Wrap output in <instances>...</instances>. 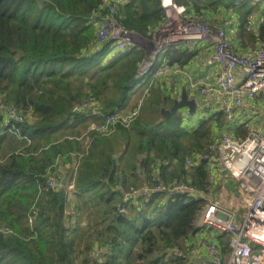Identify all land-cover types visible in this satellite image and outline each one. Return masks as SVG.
<instances>
[{"label":"trees","instance_id":"trees-1","mask_svg":"<svg viewBox=\"0 0 264 264\" xmlns=\"http://www.w3.org/2000/svg\"><path fill=\"white\" fill-rule=\"evenodd\" d=\"M175 2L224 33L206 17L213 4L231 9L248 31L245 0ZM105 19L149 40L163 10L160 0H0V264H195L186 242L204 200L193 193L205 191L200 156L223 113L206 108L191 126L164 114L172 98L150 77L162 65L141 46L99 41ZM258 34L253 49H264ZM186 48L166 49V65L187 64Z\"/></svg>","mask_w":264,"mask_h":264},{"label":"built area","instance_id":"built-area-1","mask_svg":"<svg viewBox=\"0 0 264 264\" xmlns=\"http://www.w3.org/2000/svg\"><path fill=\"white\" fill-rule=\"evenodd\" d=\"M113 1L122 5L126 0ZM160 6L163 20L149 39L153 46V52H150L152 61L164 54L166 49L192 47L198 42L210 43L213 46V62L220 71L211 82L202 85L198 90L199 97L220 92L239 106L243 98L252 100L259 94L264 96V49L238 56L220 28H212L194 18L175 0H160ZM98 35L99 41L112 42L111 46L120 52H125L134 44V34L120 28L111 19H105L99 25ZM150 65L144 63L142 72L148 73ZM161 73L162 70L157 69L150 77ZM231 106L222 108L227 120L233 116ZM2 108L0 102V111ZM5 117L21 121L12 109H8ZM110 119L113 118L109 117L107 122ZM124 123L127 124V121ZM244 124L249 128L244 138L223 134L209 144L208 151L200 156L201 160L218 163L237 186L235 205L222 208L218 202H211L197 222V227L208 228L228 238L227 261L218 255L215 245L208 246L209 260L213 264H264V123L260 128L253 127L255 124L252 121ZM156 190L163 188L159 186ZM173 190L193 192L184 185L175 186Z\"/></svg>","mask_w":264,"mask_h":264},{"label":"crops","instance_id":"crops-1","mask_svg":"<svg viewBox=\"0 0 264 264\" xmlns=\"http://www.w3.org/2000/svg\"><path fill=\"white\" fill-rule=\"evenodd\" d=\"M264 1L260 3L262 5L261 12L256 14L249 19L248 31H251L253 35L247 33L248 31H243L239 27L238 16H236L233 10L229 9L224 11H229L231 15H226L219 13L220 17L213 16L212 13L206 18L208 19H220L221 25L226 30L227 38L229 39L232 47L239 53L243 54L245 52H250L253 49L258 40L259 27H264ZM223 9V7H222ZM218 10V9H217ZM232 15L234 16L232 19ZM145 40V39H144ZM188 53L191 55L189 61L185 65H173L167 66V58L164 54L157 58L158 63L162 66V73L158 75L156 79L163 82L164 93L170 94L171 98H176L180 95L182 89L186 90V94L190 98H196L197 100V111L196 118L204 115L206 108L210 112L220 111L223 113V126L219 129L216 121L212 122L213 127V137L220 138L223 134H230L231 136L242 138L239 136V131L237 128L243 126L247 121H252L255 124L253 127L260 128L264 123V96L259 94L252 100L243 98L239 106H235L233 99L228 98L221 94L220 92H215L209 96H198V90L203 84L211 82V80L219 73L220 69L216 63L213 62V46L210 43L198 42L192 47L186 48ZM166 58V59H165ZM164 60V63L162 62ZM164 71V72H163ZM155 79V80H156ZM225 105H232V118L227 120L225 113L222 108ZM182 114H187L186 111H182ZM190 115H185V121L183 125H194L195 119L194 115L188 118ZM237 133V134H236ZM245 134V133H244ZM201 160V159H200ZM204 161V160H202ZM207 163L205 169L206 178L205 191L204 193L196 192L193 193L195 196H199L204 200V207L198 213L195 221V227H197V222L205 209L206 205L211 202H218L222 208H229L236 204L237 186L236 183L230 178L229 174L223 170V168L217 164ZM203 162V163H204ZM197 190V189H196ZM203 195H205L203 197ZM198 232H196L187 242L186 246L189 249L190 257L189 259L194 260L204 258L206 261L209 260L208 256V246L215 245L218 251L221 253L223 250L226 251L223 254V261L228 257V250L224 246L225 241L227 242V237L221 235L215 231L208 228L197 227ZM229 249V248H228ZM193 250V251H192ZM226 256V257H225ZM195 263V262H194ZM206 262H203L204 264ZM196 264V263H195Z\"/></svg>","mask_w":264,"mask_h":264},{"label":"water","instance_id":"water-1","mask_svg":"<svg viewBox=\"0 0 264 264\" xmlns=\"http://www.w3.org/2000/svg\"><path fill=\"white\" fill-rule=\"evenodd\" d=\"M145 74L144 71L140 75ZM139 75V76H140ZM197 100L196 98H190L186 94V90L182 89L180 95L172 99V106L168 110H163L164 114L176 113L186 111L188 115L193 116L197 111ZM196 264H202L206 262L207 264H213L210 261H206L204 258L194 260Z\"/></svg>","mask_w":264,"mask_h":264},{"label":"rangeland","instance_id":"rangeland-1","mask_svg":"<svg viewBox=\"0 0 264 264\" xmlns=\"http://www.w3.org/2000/svg\"><path fill=\"white\" fill-rule=\"evenodd\" d=\"M245 1L249 3V5L247 6V8L251 7V12H252V16L251 17H253V20H254L255 15L256 14H259V12H261L262 5H260V3L263 2L264 0H254V1L253 0L252 1L251 0H245ZM255 2H257V3H255ZM213 7H214L212 9L214 11L212 13L213 16H216V17L219 18L220 17V14L219 13L224 14V16L228 15V13H229V15H231L229 11H224V9H222V8H218V10H216L217 7L214 4H213ZM233 17L234 16L232 15L231 19ZM218 20H220V19H218ZM133 37H134V35H133ZM133 37H132V41H133V43L135 45L141 46V47L145 48L146 50H148L151 53L153 52V46H151V44L149 43V40H147V39L144 40L141 37L136 36V35H135L134 38ZM225 37H226L227 40H229L227 38V33L226 32H225ZM110 49H113V48L110 47ZM157 58H158V56L156 57L155 62L157 61ZM0 100H1V98H0ZM237 215H238V213H237ZM226 261H227V259H226Z\"/></svg>","mask_w":264,"mask_h":264}]
</instances>
